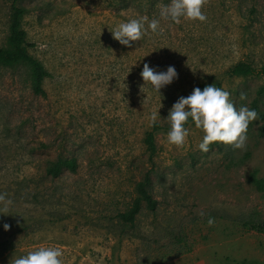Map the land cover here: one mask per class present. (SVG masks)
<instances>
[{
  "label": "rangeland",
  "instance_id": "1",
  "mask_svg": "<svg viewBox=\"0 0 264 264\" xmlns=\"http://www.w3.org/2000/svg\"><path fill=\"white\" fill-rule=\"evenodd\" d=\"M114 1L0 0V48L12 6L24 7L28 52L48 73L37 95L27 67L0 66V193L12 201L0 203V264L41 246L59 247L62 264H264V234L239 224L250 213L264 221V195L248 180L264 178L260 120L249 123L244 150L213 142L207 152L193 123L182 146L169 144L165 120L203 83L220 84L237 107L256 101L264 111L263 77L227 72L239 61L264 63V0H204L206 21L161 19L162 32L129 46L112 38L114 26L160 19V9L141 14ZM145 62L157 71L173 65L178 76L158 95L142 88ZM157 109L150 161L144 138ZM60 156L74 158L77 170L47 176ZM148 172L156 208L143 205L134 225L124 224L118 214Z\"/></svg>",
  "mask_w": 264,
  "mask_h": 264
},
{
  "label": "clouds",
  "instance_id": "2",
  "mask_svg": "<svg viewBox=\"0 0 264 264\" xmlns=\"http://www.w3.org/2000/svg\"><path fill=\"white\" fill-rule=\"evenodd\" d=\"M203 5L204 0H169L168 4L160 8V19L148 20L147 17H139L120 22L111 30L112 38L121 45L129 46L130 42L141 40L149 30L153 33L162 32L161 19L174 23H179L182 18L206 21V14L202 11ZM140 76L144 81L142 88L150 86L151 90L159 95L160 89L171 84L178 74L173 65L167 66L166 70L157 71L145 62ZM229 97L228 90L215 84L206 85L202 90L195 87L189 95L179 97L165 119L169 122L167 142L182 146L189 136V127L186 125L191 121L195 128L203 132L197 145L201 152H207L213 142H222L231 145L234 149L244 150L249 123L257 119L258 114L246 104L237 107ZM245 98L246 94L241 92L240 99ZM158 117L160 116L157 109L151 113V122L155 124ZM0 203L7 208L12 201L6 199L4 193H0ZM203 215L201 213V216ZM213 223L214 218L209 216L207 224L211 226ZM9 227V224H3L5 231ZM61 257L62 251L59 247L41 246L26 254L13 257L11 264H62Z\"/></svg>",
  "mask_w": 264,
  "mask_h": 264
},
{
  "label": "trees",
  "instance_id": "3",
  "mask_svg": "<svg viewBox=\"0 0 264 264\" xmlns=\"http://www.w3.org/2000/svg\"><path fill=\"white\" fill-rule=\"evenodd\" d=\"M167 1L169 2V0ZM113 4L117 7L120 6L123 10L128 7V4L136 5L142 10L143 13L141 14H144L148 10H159L162 3H156L153 1L149 2L146 0H116ZM12 10V21L10 25V33L7 38V45L6 47L0 48V66L23 65L27 67L30 72L32 91L37 95H43V82L48 76V73L42 62L31 56L28 52L26 33L21 29V19L25 13V8L13 5ZM150 16L151 15H148V17ZM148 20L150 19L148 18ZM169 22L172 23L171 21ZM145 27L147 28V20L145 21ZM227 72L232 77L259 75L264 79V63L259 67H255L250 62L239 61L230 66ZM209 84L210 83H203L197 87L202 90ZM215 85L217 87L220 86L218 83H215ZM258 93L264 94V84L258 88ZM258 106L259 104L256 101H253L250 108L255 109L258 114L257 118L261 122L258 133L260 137H264V111L260 110ZM190 124H192L191 121H189L186 126H189ZM159 128V125L153 124L152 129L146 133L144 138V143L148 151V158L150 161L153 160V156L156 152L155 132ZM77 166V161L74 158L60 156L56 160L48 162L46 174L51 178H57L65 169L75 172L77 170ZM150 180L151 178L148 172L144 175L143 179L136 182L134 186L135 197L131 201L130 206L125 212L118 214V218L122 223L133 226L143 205L150 211L155 210L157 204L156 199L152 197L148 190ZM248 180L259 193L264 195V178H258L256 172H253L249 175ZM254 214L250 213L243 215L239 219V224L246 232L254 231L257 234H264V221H256Z\"/></svg>",
  "mask_w": 264,
  "mask_h": 264
}]
</instances>
